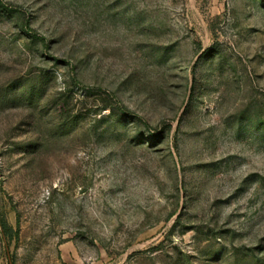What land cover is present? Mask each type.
<instances>
[{
    "label": "rangeland",
    "instance_id": "rangeland-1",
    "mask_svg": "<svg viewBox=\"0 0 264 264\" xmlns=\"http://www.w3.org/2000/svg\"><path fill=\"white\" fill-rule=\"evenodd\" d=\"M0 264H264V0H0Z\"/></svg>",
    "mask_w": 264,
    "mask_h": 264
},
{
    "label": "trees",
    "instance_id": "trees-1",
    "mask_svg": "<svg viewBox=\"0 0 264 264\" xmlns=\"http://www.w3.org/2000/svg\"><path fill=\"white\" fill-rule=\"evenodd\" d=\"M2 227H3V230L6 233V235L11 236L13 234V232H14L13 229L10 228L7 223L4 222Z\"/></svg>",
    "mask_w": 264,
    "mask_h": 264
}]
</instances>
